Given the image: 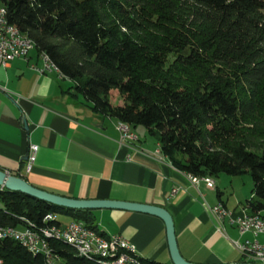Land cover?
<instances>
[{"label":"trees","instance_id":"trees-1","mask_svg":"<svg viewBox=\"0 0 264 264\" xmlns=\"http://www.w3.org/2000/svg\"><path fill=\"white\" fill-rule=\"evenodd\" d=\"M0 9L93 114L145 128L195 179L250 174L244 206L264 210V0H0ZM47 215L103 236L90 210L0 188V229L42 232ZM47 243L57 264H105ZM0 264L48 262L7 237Z\"/></svg>","mask_w":264,"mask_h":264},{"label":"crops","instance_id":"crops-1","mask_svg":"<svg viewBox=\"0 0 264 264\" xmlns=\"http://www.w3.org/2000/svg\"><path fill=\"white\" fill-rule=\"evenodd\" d=\"M40 57L32 51L27 60L16 59L5 68L0 66L1 171L73 200L163 208L173 218L181 256L193 264L244 263L234 243H264V236L240 235L226 219L218 222L207 209L217 204L227 209L216 184L211 190L201 185L198 192L189 176L174 168L160 152L148 130L131 128L136 140L120 144L119 123L93 114L75 94L73 82L55 72L38 74L34 68L42 66ZM31 146L37 151L26 172ZM242 211L253 213L242 205L240 211L232 212L233 217L241 216ZM92 215L103 237L120 236L145 262L172 264L160 219L107 209L93 210ZM218 228L224 235L217 233Z\"/></svg>","mask_w":264,"mask_h":264},{"label":"built area","instance_id":"built-area-1","mask_svg":"<svg viewBox=\"0 0 264 264\" xmlns=\"http://www.w3.org/2000/svg\"><path fill=\"white\" fill-rule=\"evenodd\" d=\"M0 13H6L1 12ZM33 51L28 45L25 44L24 39H14L9 34V30L2 27L0 24V66L5 68L16 59L27 60L29 54ZM42 66L40 68H34L38 74H45L55 72L48 64L44 62L41 58ZM60 74L58 72H55ZM117 128L119 132V143L124 144L126 142H133L136 140V136L131 130ZM37 151L36 146H31L29 148V154L27 156L25 170L30 171V168L35 160V154ZM191 185L199 192V188L203 185L206 189L211 190V184H208L205 180L204 182H191ZM172 193H175L173 191ZM207 209L216 218L218 222L227 220L231 226H235L240 235L250 233L254 238L258 236H264V210L246 214L242 211L241 216L236 218L233 217L232 212L228 211L222 204H217L213 207H208ZM55 217L47 215L43 223L45 227L39 229H46L49 233H54L57 235H67L73 237L76 241V252H91L98 256L104 257L105 253H115L116 246H126L130 250L136 251L135 248L123 240L120 236H113L115 239V247L113 251H105V247L96 238L91 237L89 234V229L85 227L84 224L80 222H70L63 228H56L53 226ZM52 224V225H51ZM217 233L224 235V230L218 228ZM7 237H15L18 243H22V247L29 250L33 255H43L46 262L51 264H57L58 257L54 255L51 249L48 247L46 239H41L38 236V232H30L24 228H1L0 229V239H7ZM236 250L238 251L241 258L245 263L253 264H264V243L261 244L257 240L244 241L242 244L237 242L234 243ZM112 264H131L129 260L121 259L117 256V263Z\"/></svg>","mask_w":264,"mask_h":264},{"label":"water","instance_id":"water-1","mask_svg":"<svg viewBox=\"0 0 264 264\" xmlns=\"http://www.w3.org/2000/svg\"><path fill=\"white\" fill-rule=\"evenodd\" d=\"M25 130L27 126L24 125ZM27 160V159H26ZM0 188H5L11 192L21 193L39 201L48 203L61 208L71 210H121L136 212L150 215L160 219L164 226L167 238V245L169 249L170 259L172 264H193L186 261L180 254L176 242L175 228L172 216L163 208L135 204L129 202L119 201H97V200H73L61 196H57L40 189H37L27 183L23 178L15 177L7 172L0 170ZM236 264H253V263H236Z\"/></svg>","mask_w":264,"mask_h":264},{"label":"bare ground","instance_id":"bare-ground-1","mask_svg":"<svg viewBox=\"0 0 264 264\" xmlns=\"http://www.w3.org/2000/svg\"><path fill=\"white\" fill-rule=\"evenodd\" d=\"M1 12H5L4 10L0 9ZM0 24L2 27H5L6 29L9 30V34H11V37L14 39H24L25 40V44L28 45L30 48L33 49L34 51V44L33 42L28 38V36L22 34L18 29H16L15 27L11 26L10 24H8L7 21V16L6 13H0ZM44 62L46 64H48L55 72H58V69L56 68L55 65H53L50 60L48 59V57H46L45 55H42ZM60 74V73H59ZM61 76V75H60ZM118 128L121 129H127V130H131V128L123 123H119ZM189 178H191V182H204L205 180L207 181L208 184H211L212 186H215V183L212 179H195L193 176H189ZM214 188V187H212ZM211 188V189H212ZM53 216V215H52ZM55 220V219H54ZM73 222H77V221H73ZM82 224V223H80ZM27 227V226H26ZM57 228V227H56ZM30 232H36L37 230L35 229V226L32 223H28V227L24 228ZM89 234L91 237L96 238V240H98L100 243H102L105 247V251H113V248L115 247V239L110 238L107 239L93 231L89 230ZM38 236L41 239H46V242L49 239H55L58 241H62L65 242L69 245H71L72 247H74L76 249V241L74 240L73 237L67 236V235H57L54 233H49L48 231L43 230L42 232H38ZM9 239L15 241L18 243V240L15 237H8ZM22 245V243H19ZM82 257H89V258H99L100 260H102L103 262H105V264H112V263H117V256L120 257L121 259H125V260H129L131 264H146L145 262H143L142 260L138 259L135 255V252L133 250H130L128 247L126 246H116L115 248V253H105L104 257L102 256H98L96 254H92L91 252H78ZM48 264H51L50 262H48Z\"/></svg>","mask_w":264,"mask_h":264},{"label":"rangeland","instance_id":"rangeland-1","mask_svg":"<svg viewBox=\"0 0 264 264\" xmlns=\"http://www.w3.org/2000/svg\"><path fill=\"white\" fill-rule=\"evenodd\" d=\"M115 101L118 103L121 99L119 98ZM213 181L222 193V201L230 212L240 211L245 201L252 197V181L250 174H244L238 177H230L220 174L218 177H214ZM211 197L216 201L215 193H213V196ZM56 218L62 226H65L72 221L70 217L64 215H57Z\"/></svg>","mask_w":264,"mask_h":264}]
</instances>
